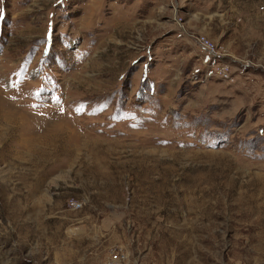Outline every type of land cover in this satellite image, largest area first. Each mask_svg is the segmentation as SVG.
Here are the masks:
<instances>
[{"label":"rangeland","instance_id":"1","mask_svg":"<svg viewBox=\"0 0 264 264\" xmlns=\"http://www.w3.org/2000/svg\"><path fill=\"white\" fill-rule=\"evenodd\" d=\"M117 249L264 264V0H0V264Z\"/></svg>","mask_w":264,"mask_h":264},{"label":"built area","instance_id":"2","mask_svg":"<svg viewBox=\"0 0 264 264\" xmlns=\"http://www.w3.org/2000/svg\"><path fill=\"white\" fill-rule=\"evenodd\" d=\"M197 41L199 45L204 49L206 55L211 58L217 59L213 65V67L215 68L214 70L225 80L232 79V77L230 76V65L218 60L219 56L222 54L217 49L216 45L210 39L203 35L198 36ZM68 204L73 208H79L81 206V204L74 199H70L68 201ZM125 258V253L121 249H117L108 256L103 264H122Z\"/></svg>","mask_w":264,"mask_h":264}]
</instances>
